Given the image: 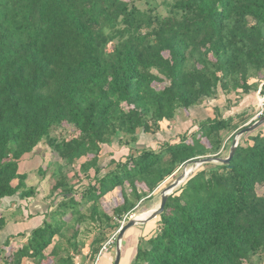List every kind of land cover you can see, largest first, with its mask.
I'll return each mask as SVG.
<instances>
[{
  "label": "trees",
  "instance_id": "16d2710c",
  "mask_svg": "<svg viewBox=\"0 0 264 264\" xmlns=\"http://www.w3.org/2000/svg\"><path fill=\"white\" fill-rule=\"evenodd\" d=\"M259 83L264 96V0H0V201L35 194L19 163L41 142L54 158L37 173L51 167L50 190L60 197L11 263L73 264L85 244L78 239L91 233L88 255L96 256L181 166L220 156L249 116L215 108L190 135L156 146L141 135L165 131L161 122L220 92L237 103ZM64 125L76 134L64 135ZM251 140L238 142L229 163L201 165L153 222L126 231L131 264L264 259V131ZM112 191L106 210L102 198ZM5 222L0 216V230ZM59 234L66 245L46 254Z\"/></svg>",
  "mask_w": 264,
  "mask_h": 264
},
{
  "label": "rangeland",
  "instance_id": "374dc122",
  "mask_svg": "<svg viewBox=\"0 0 264 264\" xmlns=\"http://www.w3.org/2000/svg\"><path fill=\"white\" fill-rule=\"evenodd\" d=\"M136 1L141 2V0H136ZM248 80L253 81V80H255V78H249ZM257 85H258L257 88L254 87L249 94L244 95L243 98H240L239 101H237V103L234 101V100H236L235 94L232 93V94L226 96V95H222L220 92L216 96L215 99H205V101L201 102L197 106L190 108L189 110H180L179 113L177 114L176 118L173 119L172 121L161 122V126L163 127V130L165 129V131H159L156 134L141 135L140 140L145 145L151 144L153 146H156L158 143H160L163 140H169V139L176 138L178 133L183 134L184 132L187 131L188 132L187 135H190L191 134L190 132H192V130H194V128L196 126L195 121L200 120V119L206 117L207 115H212L214 113L215 108H217L216 110L218 113L222 112L225 116L228 114H233V113H237V112L244 110V111H246L247 115L249 116L248 121L246 122V124L249 125V124H251L250 122H252V121L254 122V121L258 120L260 118L259 116L260 115L262 116L264 114V103L261 104V100H259V99H263L264 97H263V95L258 94V90H259L261 84L259 83ZM226 98H229L231 100V102L226 101ZM170 124H171V126L169 127ZM167 125L169 127L168 130H166ZM61 129H62V133L64 135L67 134L69 136H74L76 134V130L74 129V127L72 125H64V127H62ZM258 130L264 131V123H262L260 126H258L253 131L246 133V135L243 134V135L239 136L238 142H241L243 144H248V143L250 144L252 142L251 136L255 135L258 132ZM231 145H232V140L231 139L227 140L225 142V149H223V151H222V153H220L221 155L219 157H226L229 153ZM38 146H40V148H41L40 151L38 152V154H39L38 160L40 161L41 166H46L47 165L45 163L46 160H48V159L52 160L54 158L53 153H52L51 149L45 145L44 142H41ZM110 151L111 150L105 146L102 148V150L100 152V159L102 160L101 162H103V165H105L106 162L108 161V159L111 157V155L109 154ZM125 153H127V150L123 148V149L118 150L115 153V156L120 157ZM40 156L43 157L42 161L40 160ZM212 163L215 164L216 162H212ZM201 165H203V164H201ZM201 165H199L196 162H193V163H187V164L181 166L174 174H172L170 177H168L166 179V181H164V183H162V185L157 190H155L154 196L150 200L145 201L142 205L137 207V209L134 211V213L131 214V217H135L136 215L146 214L150 210L156 208L160 202V199H161V190L165 186L172 183L174 180H176V178H178V176L181 173H183L185 171L186 177L179 184V186H181V184L184 183L186 178L189 177L198 168H200ZM50 171H51V167H49L47 169V172L44 175L49 174ZM69 175L72 176V172H69ZM39 178L41 179L40 175H37L34 172V173L30 174L29 181L35 182ZM83 181H84L83 184H85V183H87L88 180L84 179ZM73 182H74V180H73ZM45 186H46V188L49 187L47 181H46ZM179 186H177V187H179ZM39 188L42 189L41 185H39ZM175 189H173V190H175ZM59 198L60 197H57V199H59ZM115 198H116L115 191L109 192L108 194H106L102 198V204L106 210H109L112 208ZM152 220H154V219H152ZM151 221H148V222H151ZM148 222H146V223H148ZM124 223H126V221L122 222V224H124ZM151 227H153V226H151ZM119 228H117V230H115L112 234H110L109 237L116 235L118 233ZM134 229H135L134 232H136V233H138L140 231V229L137 227ZM116 238H117V235L115 236V240H114L115 242L111 246L113 251H115ZM122 246H123V242L121 243V248H122ZM132 251L133 250L131 249L130 254L132 253ZM98 254H97V256H98ZM256 264H264V259H261V262L256 263Z\"/></svg>",
  "mask_w": 264,
  "mask_h": 264
},
{
  "label": "crops",
  "instance_id": "0c3cea01",
  "mask_svg": "<svg viewBox=\"0 0 264 264\" xmlns=\"http://www.w3.org/2000/svg\"><path fill=\"white\" fill-rule=\"evenodd\" d=\"M40 149L39 146L32 156L25 155L19 163V172L27 173L26 184L36 188L35 194L27 200H21L19 196L16 195L0 201V216H3L6 220L4 227L0 230V264H13L11 263V255H13L16 249L20 248L27 242L30 233L34 229L40 227L45 219L48 221L50 220V212L54 209L52 204L55 203L57 196H55V193H51L50 190L53 184V181L50 179L51 173L44 175L43 177L40 176L41 179L39 178L35 182L29 181L31 173L35 172L39 175L37 169L40 166V161L38 160V152ZM42 159L43 157L40 156L41 161ZM50 162L51 160L48 159L45 163L48 164ZM46 181L48 182V188L45 186ZM39 185H41L42 189L39 188ZM71 225H74L72 221ZM137 225L133 227L136 228ZM92 234L94 233H91L90 237L85 240L81 238L78 239L79 245H83L82 242H85V244L83 245L82 252L73 256V264H113L115 251L112 250V247L107 251L98 254V256L90 257V255H88L93 237ZM132 235H134L133 232ZM61 236L62 234H59L55 237V241L47 248L46 254L52 250L56 243L61 244L62 246L66 245L65 239H62V241L59 242ZM132 240L133 239L129 236L126 243L128 242L129 244ZM125 248L126 244H123L119 264H131L133 259V252L131 254L130 252L125 253ZM35 262L34 259L26 256L22 258L19 264H35ZM42 264H55V261L53 258L49 257L48 260Z\"/></svg>",
  "mask_w": 264,
  "mask_h": 264
},
{
  "label": "water",
  "instance_id": "95a60500",
  "mask_svg": "<svg viewBox=\"0 0 264 264\" xmlns=\"http://www.w3.org/2000/svg\"><path fill=\"white\" fill-rule=\"evenodd\" d=\"M262 123H264V114L256 121L253 123L245 126L244 128L240 129L234 136L232 140V145L230 147L229 153L226 157H219L215 155H210L206 157H201L197 158L194 162L198 163L199 165L204 164V163H209V162H216V163H222V164H227L230 162L232 159L234 153H235V148L238 144V137L248 133L250 131H253L256 129L258 126H260ZM186 177L185 171L181 173L176 180H174L172 183L169 185L165 186L161 190V199L159 204L157 205L156 208H154L151 212H149L146 216L144 217H131L127 220L126 223L122 224L118 230L117 233V238H116V246H115V256L113 260V264H119L120 263V258H121V242L124 237V234L128 229L131 227L137 225V224H145L148 221H151L152 219H155L159 214H161L164 210V206L167 200L168 195L175 189L179 184L181 183L182 180Z\"/></svg>",
  "mask_w": 264,
  "mask_h": 264
},
{
  "label": "built area",
  "instance_id": "2783aa9c",
  "mask_svg": "<svg viewBox=\"0 0 264 264\" xmlns=\"http://www.w3.org/2000/svg\"><path fill=\"white\" fill-rule=\"evenodd\" d=\"M258 94H260V88H259V90H258ZM264 97V96H263ZM264 103V98L263 99H261V104H263ZM123 221H125V219H123L122 220V222ZM122 222H121V224H122ZM115 236L116 235H113V236H111L103 245H102V247H101V249H100V251H99V254H101L102 252H104V251H107L108 249H110L111 248V246H112V244L115 242L114 240H115Z\"/></svg>",
  "mask_w": 264,
  "mask_h": 264
},
{
  "label": "bare ground",
  "instance_id": "6f19581e",
  "mask_svg": "<svg viewBox=\"0 0 264 264\" xmlns=\"http://www.w3.org/2000/svg\"><path fill=\"white\" fill-rule=\"evenodd\" d=\"M259 99V98H258ZM259 100H261V99H259ZM153 210V209H152ZM152 210H150L149 212H151ZM149 212H147L146 214H143V215H136L135 217H144V216H146Z\"/></svg>",
  "mask_w": 264,
  "mask_h": 264
}]
</instances>
